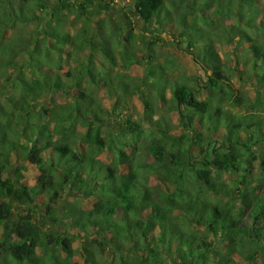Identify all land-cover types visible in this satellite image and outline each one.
I'll use <instances>...</instances> for the list:
<instances>
[{"label":"trees","instance_id":"trees-1","mask_svg":"<svg viewBox=\"0 0 264 264\" xmlns=\"http://www.w3.org/2000/svg\"><path fill=\"white\" fill-rule=\"evenodd\" d=\"M35 1L51 9L48 41L45 55L22 65L44 73L17 77L18 96L8 98L18 125L2 121L0 102V264H264V184L254 163L264 173V0H133L145 34L129 11L104 32L114 0ZM78 1V12L90 9L77 14L86 23L74 34L60 11ZM7 28L0 20V37ZM165 41L189 55L191 72L169 79L150 61L142 115L120 120L116 100L140 86L114 75L117 44H132L128 54L118 49L127 68ZM12 50L0 44L9 65ZM167 63L177 68L173 57ZM51 91L69 100L31 121L30 103ZM89 197L91 206L80 204ZM68 222L79 235L56 231Z\"/></svg>","mask_w":264,"mask_h":264},{"label":"rangeland","instance_id":"rangeland-1","mask_svg":"<svg viewBox=\"0 0 264 264\" xmlns=\"http://www.w3.org/2000/svg\"><path fill=\"white\" fill-rule=\"evenodd\" d=\"M51 1V2H50ZM74 1V0H72ZM80 1V0H79ZM79 1L75 2V4L72 7H68L70 11H66V9H62L60 12L66 14L67 17H65V20H63L64 27L67 29L69 28L72 33L76 34L80 27H82L83 23L85 25L86 22H83L81 19L78 18L77 14L79 15V12L88 11L90 9V6L88 3L84 5L82 10H79L78 12V5ZM83 1V0H82ZM133 0H114L111 2L114 3L116 8L115 10H109L107 14H104V16L107 15L108 17V24L104 28V32H106L105 29L109 30V26H113L116 23H121L123 20V11H129L128 13L131 14V17L134 19V24L136 27V31L142 34L146 33V24L144 20L132 10V2ZM49 3L53 4V6H57L59 3L57 0H49ZM60 10V9H59ZM45 12V13H42ZM51 12L50 7L47 8V10L42 11V9L37 6V1L35 0H0V20L5 21L8 25L7 30L5 29L4 32H1L4 34V36L0 37V44L2 46H9L14 47V50H12L13 55V63L9 65V63L6 64L5 59H0V102L3 105V111L4 116L2 117L3 122H11L13 126L18 125V122L22 119L19 113L18 107L16 108L14 106V103H11L9 101L8 96L17 95V90H20L19 87V80L17 77L19 75H22L25 73V78L29 81L33 79H38L41 75H43L44 71H40L39 74H34L32 70H28L25 68L23 62L27 61L31 55L40 56V54H44V48H45V36H46V29H50L49 27L46 28V24L49 22ZM86 21V20H84ZM94 18L92 19V24L95 26L93 29V33L99 34L98 24L94 22ZM124 21V20H123ZM83 22V23H82ZM87 24L86 26L88 25ZM89 22V23H90ZM73 23V24H72ZM52 24H56V19L52 20ZM88 29L91 30L89 27ZM114 34V31H111ZM119 37V36H118ZM147 37L149 35L147 34ZM46 40V39H45ZM55 40V39H54ZM139 43H142L141 39H138ZM48 41V40H46ZM56 41V40H55ZM167 41L163 42L161 46L158 48V53H155L151 51L148 52H140L138 57L133 60V63L129 65V67H124V60H123V54H128L129 49L131 48L132 44H129V47H119L117 44L116 47V65L113 68L114 75L117 73H122L124 78L125 77H131L132 83H138L140 88H138L137 94H126L127 102H121L120 100H116L117 104V111H119V119H123V114L126 113H133L136 119H139L142 115L144 104L141 100V96L146 92L147 85L144 84L143 79L147 78V75L149 73V70H151L153 67L149 65L150 61H153L154 63H158L159 66L164 65L165 70L167 71V76L169 79H174L182 74V72L188 71L191 72L192 69V59L189 57V55L182 53L180 51L175 50V48H172L166 44ZM126 48V49H125ZM225 48L230 49L229 47L225 46ZM118 49L122 52H118ZM157 56V60H156ZM97 59L98 65H101L102 62H104L105 65L108 67L110 66V63H108L105 59V56L102 52L96 51L95 56ZM98 57V58H97ZM173 57L176 61L177 68H169L167 62V58ZM127 60L131 61L130 58H127ZM45 63L47 64V59H45ZM124 71V72H123ZM61 72V71H60ZM126 72V73H125ZM10 77V78H7ZM8 79V80H7ZM128 82H131L127 80ZM36 91L42 92L41 88L36 87L33 85ZM245 89L250 88V85H243ZM146 89V90H145ZM106 91V89H105ZM103 91V92H105ZM47 101L42 103L41 101L37 102H31V109H34L31 115L32 120L31 121H37V120H43L47 121L54 113L53 107L58 103H64L69 100L68 96L56 92H49V97L46 98ZM119 99V98H117ZM114 102V98L108 99V107L111 106V102ZM20 104H18L19 106ZM44 107L48 109L47 111L44 110ZM164 110L163 107L158 109L159 115L162 114V111ZM98 112H100L97 109ZM102 116L106 117V114L101 113ZM123 115V116H122ZM94 114L91 115L90 118H93ZM29 117V116H28ZM125 117V116H124ZM109 124V128L112 130L120 131L121 127L114 125V120L108 119L107 120ZM145 125V124H144ZM146 126V125H145ZM144 140V138H143ZM25 139L24 136L20 140V143H24ZM140 144H142L140 142ZM88 147V143L86 141L82 142L81 150H86ZM15 156V154H14ZM17 156H15V161ZM20 158V156H19ZM260 160L255 161L257 172L255 177L260 179L262 184H264V173L262 171V167L259 164ZM10 170H12L13 166H8ZM12 174L15 175L14 169L12 170ZM235 176L233 172H228L225 174V177L227 180L232 179ZM263 181V182H262ZM262 190L264 189V185H262ZM93 198H80V204L84 206H91L93 203ZM22 206H16L14 208V215H16V212L21 210ZM42 214H39V217H41ZM196 229L197 226L194 225ZM56 231L59 234H77L80 233L78 230L75 229L73 225L68 224H59L56 226ZM201 229H204L202 227ZM204 231V230H201ZM107 264H111V258L108 257ZM81 259V258H80ZM259 261V260H258Z\"/></svg>","mask_w":264,"mask_h":264}]
</instances>
